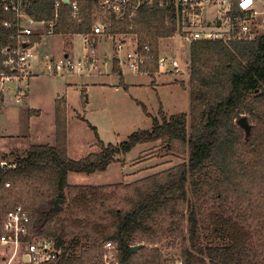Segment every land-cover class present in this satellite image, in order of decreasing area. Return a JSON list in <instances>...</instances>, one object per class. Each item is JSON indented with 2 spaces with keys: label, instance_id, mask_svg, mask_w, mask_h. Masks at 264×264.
Returning <instances> with one entry per match:
<instances>
[{
  "label": "trees",
  "instance_id": "obj_1",
  "mask_svg": "<svg viewBox=\"0 0 264 264\" xmlns=\"http://www.w3.org/2000/svg\"><path fill=\"white\" fill-rule=\"evenodd\" d=\"M57 1L25 0V10L37 21L52 20L57 14L54 31L80 35L90 34L103 16L97 0H75L79 19L70 15L69 4L56 7ZM161 1L139 8L131 21L106 15L112 33L126 32L132 24L139 49L144 45L151 49L154 59L145 61L143 68L149 74L158 69L159 39L179 32L174 0L167 7L160 6ZM3 2L0 47L14 44L13 28L3 25L12 17L3 10ZM189 48V113L167 115L160 109L158 117H151L150 129H139L116 145L98 139L99 151L85 158L75 160L66 153V104L59 98L55 144L31 145L24 156L13 160V168L0 172V179L10 183L0 187V234L7 211L21 204L30 215L27 239H51L60 250L56 260L45 264H103L104 241L115 244L118 264H176L159 247L164 237L180 242L181 264H264V244H256L253 231L257 220L264 221V33L252 40L194 39ZM243 114L251 120L248 137L236 124ZM156 141L164 147L179 143L188 153L187 161L131 185V194L118 206L92 188L76 193V187L67 184L69 172L103 173L137 144ZM65 190L70 191L68 205L49 211L54 199L67 201ZM229 198L236 199L237 205H232L238 211L243 199L250 217L231 207L224 209ZM211 199L208 225H201L203 200ZM42 202L47 206L42 207ZM93 205L100 209L92 212L88 206ZM201 226L212 229L217 245L202 246ZM81 240L87 242L80 244ZM176 242L169 246L175 248ZM134 245L140 247L132 251Z\"/></svg>",
  "mask_w": 264,
  "mask_h": 264
},
{
  "label": "rangeland",
  "instance_id": "obj_2",
  "mask_svg": "<svg viewBox=\"0 0 264 264\" xmlns=\"http://www.w3.org/2000/svg\"><path fill=\"white\" fill-rule=\"evenodd\" d=\"M67 36V35H66ZM63 41L68 42V37ZM81 38H75L76 49L81 48ZM101 41V40H100ZM187 47L182 48L177 47L176 56L180 66L184 67L185 57L187 54ZM78 50V51H79ZM173 52V51H172ZM186 52V53H185ZM76 56V55H75ZM121 63V62H120ZM188 65V64H187ZM124 72H129V69L124 64ZM183 71V70H182ZM177 75V73H176ZM154 78V74L152 75ZM172 75L167 80H171ZM80 79V78H79ZM138 81L143 85L136 87L134 89L126 90L123 86V81L118 82L121 85L120 90L116 92L113 88L107 86L102 87L96 92L91 91L88 95L90 98L89 104L85 106L86 113L85 119L90 121L95 125L94 129L86 121H82L83 117L81 113L77 111L76 117H69L67 115V126H66V153L72 159L78 160L85 158V155L89 153H95L99 151L97 140H101L104 144H119V142L126 140L128 135L137 130H146L152 127L151 117H158L159 110L162 109L164 113L171 115L175 113L185 112L189 113L190 100H189V65L188 68L185 66V71L179 73L170 84L163 86L161 89L157 87L152 88V84H155L154 80L151 81L148 76L138 77ZM164 81L165 79H160ZM45 90L42 93H37V83L34 80L32 83L31 94L32 99L29 103L31 106H40L43 105L45 109L50 107L49 103L52 101V98L59 92L61 89V80L59 78H49L44 80ZM117 83V84H118ZM60 94L62 93L59 92ZM78 91L75 89L69 90L67 95H70L71 103L79 107V103H76L75 98ZM86 94L84 93V99ZM41 101V103H40ZM139 101V102H138ZM85 103V101H83ZM51 104V103H50ZM86 104V103H85ZM84 104V105H85ZM145 107V110L143 108ZM148 114H146V112ZM78 119V120H76ZM80 119V120H79ZM251 123V120L249 118ZM5 116H0V127L4 126L5 128ZM48 124V123H47ZM33 126V124H30ZM11 131V129H9ZM243 130V129H242ZM35 134V133H34ZM33 134V135H34ZM44 140L52 142V139L55 138L54 134L51 139L50 130L45 128L43 133ZM18 139L20 138V136ZM41 139L39 138L38 141ZM24 146L15 148L10 156H6L7 161H13L18 157L24 156L27 151V146L29 143L34 142L32 139H25ZM55 144V141H54ZM188 159V153L186 149L182 148L179 143L174 142L172 145L164 147V143L161 141H156L155 143H146V144H137L124 155H120L117 158V161L110 164L108 168L103 171V173H94V174H83V173H74L69 172L67 177V184L72 187H76V193L82 188H92L95 194L103 195L106 198H110V205L118 206L122 198L129 193L131 194L130 187L135 185L138 181L145 179L147 177L153 176L158 173H163L165 170L172 168L174 165H177L182 162H186ZM214 171L213 169H211ZM213 178H217V174H213ZM12 187V183H11ZM190 194V188L187 186ZM65 195L67 201L62 203L65 207L68 205L69 193L70 191L65 190ZM212 199L210 201L203 200L202 205L204 206V215L199 218L201 225H208L209 210L212 205ZM236 203V199L229 198L224 202V209L229 207L234 208L232 205ZM239 211L238 213L243 214L251 213L250 208H246V204L243 202V199L238 201ZM42 207L47 206L46 203H41ZM52 206V205H51ZM92 212H97L100 208L98 206H88ZM247 209V210H246ZM261 210V209H260ZM259 210L260 217L262 210ZM189 212L185 204V222H187ZM84 216V215H83ZM81 216V220H83ZM249 219V218H248ZM258 226L253 230L255 233L254 239H256V244L262 246L264 244V237L261 235L264 232L262 225L264 221H259ZM257 225V224H256ZM248 226V225H246ZM262 228V229H261ZM211 228L205 230L203 226L200 228V240L202 246L207 247L211 245H217L218 240H214L211 234ZM87 242V240L85 241ZM84 240H81L80 244H85ZM172 242H176L173 237H164L163 242L159 244V247L162 249L163 254L166 256H171L176 259V264H181L180 259V242H176L178 245L175 248H171L169 245ZM264 246V245H263ZM81 249V246L77 248V252ZM13 253V249L8 246L0 244V264H5V260ZM12 264H21L17 257L14 258Z\"/></svg>",
  "mask_w": 264,
  "mask_h": 264
},
{
  "label": "built area",
  "instance_id": "obj_3",
  "mask_svg": "<svg viewBox=\"0 0 264 264\" xmlns=\"http://www.w3.org/2000/svg\"><path fill=\"white\" fill-rule=\"evenodd\" d=\"M102 11V17H99L92 27L93 34H105L111 38L114 49L118 53L119 62L133 73L143 71L145 61H153L154 56H150L151 49L143 46V50L138 47V35L133 30V25L128 26V31L112 33L106 21V15H114L115 19L132 20L134 13L141 7H151L156 0H97ZM264 2V0H259ZM170 0H162L161 5L167 7ZM256 0H174V10L177 16L178 35L194 39H220L225 42L229 40H252L257 34L264 33V16L258 21L260 31L253 29V16L258 14L254 10ZM59 3H67L71 6L70 15L74 19H79V7L75 0H59ZM247 3V6L245 4ZM210 4L215 8L219 20L229 22V31L216 33L206 32L204 35L192 30V27L200 23L201 11L204 5ZM25 0H4L3 10L11 13L12 17L6 19L3 25L13 28L10 39L14 41L13 45H4L0 47V99L4 93V85L7 82L26 81L31 74V60L34 57L35 43L30 40L33 31V24L42 25L47 33H53L56 24L54 19L46 21H37L26 12ZM176 34V35H177ZM88 35V34H84ZM133 40V41H132ZM157 72L165 73L172 71L174 73L182 72L183 68L179 61L174 57L158 56ZM85 59H75L68 55L57 59L46 56V68L48 71L63 72L65 70L74 73H81L86 69ZM27 84V83H26ZM25 84V85H26ZM14 167V162L0 160V172ZM10 183L0 179V187H9ZM30 215L28 210L21 204L14 206L7 211L2 232L0 234V244L11 247L13 253L5 260V264H12L17 257L21 264H45L56 260L59 257L60 250L56 248L51 239L43 237H34L28 240ZM104 253L101 261L103 264H118L115 244L111 241H104ZM25 255L27 261H23Z\"/></svg>",
  "mask_w": 264,
  "mask_h": 264
},
{
  "label": "crops",
  "instance_id": "obj_4",
  "mask_svg": "<svg viewBox=\"0 0 264 264\" xmlns=\"http://www.w3.org/2000/svg\"><path fill=\"white\" fill-rule=\"evenodd\" d=\"M254 10L258 11V14L252 17L254 22L253 29L257 32L260 31L258 21L264 16V2L256 0ZM201 12L200 23L192 27V30L202 35L210 31L216 33L229 31V22L219 20L218 14L212 5H204ZM31 30L33 33L29 38L35 43L33 49L34 57L31 60L30 67L31 74L26 81L12 80L7 82L4 85V93L0 99V116H5L6 120L5 128L4 126L0 127V160L7 159L6 156H10L15 148L24 146L23 141L27 138L34 141L26 145L27 150L34 144L54 145L55 138L52 139V137L53 134L55 136V103L59 98H63L65 101L66 119L67 115L73 118L76 117L75 115L79 111L83 117L82 121H86L90 127H95V125L85 119V106L89 104L90 98L88 95L91 91L96 92L102 87L109 86L118 92L121 88V85L118 83L120 80L123 81L124 89H134L143 85L140 83L141 79L139 81L137 79L143 76H148L151 79L150 84L154 80L155 84L151 85L152 88L157 87L161 89L163 86L170 84L179 75V73L176 75L172 71L165 73L154 71L153 74L155 76L152 79L153 74L144 71L133 73L129 70V72H124L122 67L124 64L119 62L117 58L118 53L114 49L113 42L105 34L96 35L90 33L88 35H80L60 33L58 31L47 33L45 28L38 23L33 24ZM64 36L66 38L68 37V39L70 38L68 42L63 41L65 39L63 38ZM75 38L82 39L80 40V50L79 48L76 49ZM190 42L188 38H184L178 34L170 36V38H161L158 42V53L160 56L178 59L176 56V53H179L177 47L189 48ZM189 50L190 48L186 51L185 64L180 74L185 71V66L188 68L187 59L189 57ZM47 55L54 59L64 57L65 55L75 59L83 58L87 62L86 69L81 73H74L67 70L52 73L46 68ZM172 75H174L172 79L167 80ZM49 78H59L61 80V89L59 92L62 91V93L60 94L58 92L52 98L48 109H45L41 104L40 106L29 105L33 95V93L31 94V88L34 80L37 83L36 92L42 93L45 90V83L43 82ZM160 79L165 80L161 81ZM72 89L78 91L75 101L79 103V107L71 103L70 95H67L68 91ZM84 93L86 94V99L83 98ZM31 123L33 126L30 125ZM45 128L50 130L53 144H51L52 142L44 140L43 133ZM17 136H20L22 139H18L19 137ZM39 138L41 139L40 141H38ZM2 259L4 260V258Z\"/></svg>",
  "mask_w": 264,
  "mask_h": 264
},
{
  "label": "water",
  "instance_id": "obj_5",
  "mask_svg": "<svg viewBox=\"0 0 264 264\" xmlns=\"http://www.w3.org/2000/svg\"><path fill=\"white\" fill-rule=\"evenodd\" d=\"M65 2H68V0H65ZM236 124L243 129L244 134H246V137H248L250 134V130L252 128V125L249 121V117L247 115L243 114L236 120ZM65 199L64 198H56L52 202V206L49 208V211H55L59 208V206L64 203ZM140 246L139 245H134L131 247L132 251H136ZM23 261H27L25 255L22 257Z\"/></svg>",
  "mask_w": 264,
  "mask_h": 264
},
{
  "label": "clouds",
  "instance_id": "obj_6",
  "mask_svg": "<svg viewBox=\"0 0 264 264\" xmlns=\"http://www.w3.org/2000/svg\"><path fill=\"white\" fill-rule=\"evenodd\" d=\"M248 2H250V0H248ZM245 6H247V3L245 4Z\"/></svg>",
  "mask_w": 264,
  "mask_h": 264
}]
</instances>
